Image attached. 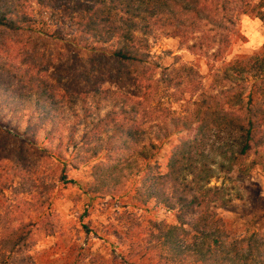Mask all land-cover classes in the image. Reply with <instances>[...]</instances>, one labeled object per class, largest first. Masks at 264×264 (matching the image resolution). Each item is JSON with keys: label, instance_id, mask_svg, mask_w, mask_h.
Listing matches in <instances>:
<instances>
[{"label": "trees", "instance_id": "obj_1", "mask_svg": "<svg viewBox=\"0 0 264 264\" xmlns=\"http://www.w3.org/2000/svg\"><path fill=\"white\" fill-rule=\"evenodd\" d=\"M209 1L0 0V52L15 53L19 61L0 60V119L6 112L19 117L27 110L24 148L28 143L37 147L45 133L48 145L41 150L58 151L54 157L65 166L77 168L105 156L92 166L89 195L119 193L133 169L146 172L136 203H154L175 213L178 221L149 222L147 253L158 264H264V237L233 235L212 211L232 199L223 188L210 187L221 174L264 169V47L227 64L219 76L224 86L216 93L203 90L193 67L162 68L151 61L150 42L157 33L184 39L204 26L218 32L234 27L226 15L232 0H211L214 8ZM253 11L264 23V0ZM219 33L220 44L226 43L228 37ZM106 84L141 95L115 94ZM170 91L190 94L186 117L173 124L195 134L180 141L162 174L151 161L169 137L161 121L171 110L163 107L161 96ZM103 107L108 112L101 117ZM71 115L80 117L78 124H71ZM146 125L160 132L156 139L147 137ZM222 134L235 137V148L220 160L211 158L210 142ZM128 221V232L141 227L139 219L130 216ZM3 229L0 264H31L26 253L31 224Z\"/></svg>", "mask_w": 264, "mask_h": 264}, {"label": "rangeland", "instance_id": "obj_2", "mask_svg": "<svg viewBox=\"0 0 264 264\" xmlns=\"http://www.w3.org/2000/svg\"><path fill=\"white\" fill-rule=\"evenodd\" d=\"M260 2L232 0L226 15L233 18L235 25L232 29H219L228 37L224 44H220V33L212 25L204 26L203 32L191 33L184 39L157 33L150 42L151 61L162 68L173 65L193 67L200 74L205 92L220 91L224 85L220 84L219 76L227 64L248 59L264 47V23L253 11ZM209 3V7H217L211 0ZM225 24L229 26V23ZM194 45L196 47L191 49ZM11 55L0 52V60L19 64L15 60L17 55L14 53L9 59ZM52 74L50 68L48 75ZM105 88L115 94L134 95L137 99L141 95L114 84H106ZM161 99L163 107L171 110L163 115L164 119L161 118L169 137L159 143L160 149L151 166L158 168L156 173L165 174L172 151L181 140L192 138L195 132L184 130L180 123L173 124L186 117L184 110L191 99L190 94L180 97L170 91ZM1 101L0 96V113L3 115ZM101 109L99 113L103 117L108 109ZM27 114L28 111L23 110L16 117L6 112L0 119V235L5 226L31 224V239L26 247V253L32 257L31 264H158L155 257L147 253L149 222L177 225L178 221L175 213H168L154 203L148 206L136 203L135 193L146 172L138 174L137 169H133V175L119 193L89 195L87 188L93 181L92 166L105 161V156L77 168L65 166V162L60 163L54 157L58 151L41 150L48 145L44 141L45 133L39 137L37 147L28 143L24 148L26 141L21 129L28 122ZM79 118L71 115V124H78ZM151 128L150 125L144 127L148 130L147 137L156 139L160 132ZM17 130H21L19 135ZM236 142L235 137L228 134L213 137L207 153L220 160L221 154L230 153ZM64 158L69 162L70 154H65ZM140 166L146 164L140 163ZM210 187L223 188L227 198L232 199L229 206L214 207L212 211L228 223L233 235L264 237L263 168L256 167L248 174L239 171L221 174L212 180ZM130 216L141 223L136 232L135 229L127 231Z\"/></svg>", "mask_w": 264, "mask_h": 264}]
</instances>
